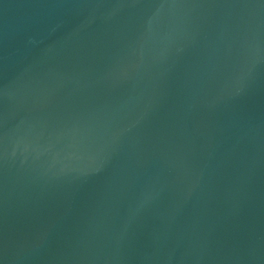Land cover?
<instances>
[{
	"label": "water",
	"instance_id": "95a60500",
	"mask_svg": "<svg viewBox=\"0 0 264 264\" xmlns=\"http://www.w3.org/2000/svg\"><path fill=\"white\" fill-rule=\"evenodd\" d=\"M0 264H264V0H0Z\"/></svg>",
	"mask_w": 264,
	"mask_h": 264
}]
</instances>
